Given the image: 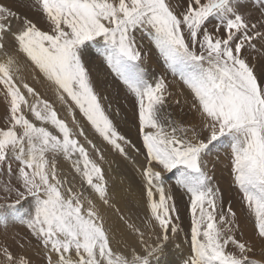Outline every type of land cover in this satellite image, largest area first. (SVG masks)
<instances>
[{"label":"snow or ice","instance_id":"snow-or-ice-1","mask_svg":"<svg viewBox=\"0 0 264 264\" xmlns=\"http://www.w3.org/2000/svg\"><path fill=\"white\" fill-rule=\"evenodd\" d=\"M258 64L264 0H0V264H264Z\"/></svg>","mask_w":264,"mask_h":264},{"label":"rangeland","instance_id":"rangeland-1","mask_svg":"<svg viewBox=\"0 0 264 264\" xmlns=\"http://www.w3.org/2000/svg\"><path fill=\"white\" fill-rule=\"evenodd\" d=\"M5 2L6 3H11L12 2V0H5ZM143 43L145 44V43H147V44H145V47H146V49H149V53L150 54H152L154 57H152L150 54L146 57V60H145V67H147L148 65H149V67L148 68H146L148 71H149V73H157V74H155V75H161L162 74V72H163V70H161L160 69V71H159V67H158V69L156 68V66H154V64H157V62H158V57H157V54H155V51H154V49H151L150 48V45L148 44V41H147V39H145V41H143ZM151 50V51H150ZM154 51V52H153ZM156 56V57H155ZM151 58V59H150ZM153 59V60H152ZM156 60V61H155ZM153 61V62H152ZM160 62V61H159ZM153 65V66H152ZM151 66H152V68H151ZM154 69H157L156 71L154 70ZM262 70H264V68H262V66L260 65V64H258L257 65V71L258 72H260V71H262ZM94 75L97 77V79H99L98 81L101 83V87H103V88H105V89H107V91L109 92V93H111V95L113 96H115V94H116V88H115V86L114 85H111L110 86V82H111V77L110 76H107L106 75V70L105 69H103V68H99L95 73H94ZM101 80H102V82H101ZM105 81H108L109 83H106L105 84ZM130 99H125L124 98V95H123V92L121 91L120 92V98H119V101H118V106H121L122 107V115L124 114L125 116H127V123L129 124V127H131V130H130V132L128 133L129 134V136H130V138L132 139V141L134 142V143H137V138H136V133L134 134L133 132H132V130L134 129V131H135V128H134V126H133V124H132V119H133V117H132V112H133V108H132V103H131V101H129ZM127 106V107H126ZM126 109V110H125ZM186 110V109H185ZM2 111H3V105L2 104H0V114H2ZM128 114H130V115H128ZM181 116H177V118H180ZM131 118V119H130ZM184 119H188V118H184ZM219 155H220V161H221V163H220V165H218L217 166V168L219 167V172H218V176H217V180L219 179V181H218V183L220 184V186L225 190V192H226V198H227V196L230 194V195H232V197H233V199H235V194L234 193H229V177H228V174H227V171L224 169V164L226 163V161H225V159H224V157H225V155H226V153L224 152V149H220L219 150ZM223 157V158H222ZM216 157L214 156L213 157V159H215ZM220 174H221V176H220ZM177 200H178V204H179V207L181 208V213H182V215L184 214V210H185V201L184 200H182L181 198H180V196H179V194H177ZM237 207H238V205H237ZM184 209V210H183ZM185 223H187V222H185ZM242 226H244L245 228H249L248 226H250V225H246V224H243V222H242ZM256 259H260L261 257H260V254H259V252H257V255H256V257H255Z\"/></svg>","mask_w":264,"mask_h":264},{"label":"bare ground","instance_id":"bare-ground-1","mask_svg":"<svg viewBox=\"0 0 264 264\" xmlns=\"http://www.w3.org/2000/svg\"><path fill=\"white\" fill-rule=\"evenodd\" d=\"M145 41V40H144ZM145 44H147V43H145ZM151 51V50H150ZM155 51V50H154ZM153 51V52H154ZM150 54V53H149ZM156 54V53H155ZM152 57H154L152 54H150ZM156 57V56H155ZM151 59V58H150ZM153 60V59H152ZM156 61V60H155ZM153 62V61H152ZM146 65V64H145ZM153 66V65H152ZM152 66H151V68H152ZM154 66H156V68L158 69V67H159V71H160V69L161 70H163V72H162V74H166L165 72H164V68H163V65H162V62H159V60H158V62H157V64H154ZM149 67V65L146 67V68H148ZM157 69H154L155 71L157 70ZM155 74H157V73H155ZM167 79L169 80V81H173V78L170 76V75H167ZM99 80V79H98ZM101 82H102V80H101ZM101 84V83H100ZM106 84V83H105ZM176 90V85H175V82H173V91H175ZM114 96V95H113ZM130 101V100H129ZM127 107V106H126ZM126 110V109H125ZM185 111H187V110H185ZM173 112H174V114L176 115V117L177 116H182L183 114L180 112V110H179V108L178 107H176V106H174L173 107ZM124 115V114H123ZM128 115H130V114H128ZM183 118H188L187 116H184ZM131 119V118H130ZM128 120V119H127ZM121 130L122 131H124V132H127V133H129L130 132V130H131V127H129V124L127 123V122H124L123 120L121 121ZM132 132L134 133H136V131H134V129L132 130ZM134 133V134H135ZM225 152V151H224ZM214 157V156H213ZM223 158V157H222ZM220 165V164H219ZM122 167H123V165H122ZM218 170H219V167L217 168ZM216 171V176H218V172L219 171ZM220 176H221V174H220ZM217 181H219V179L217 180ZM220 183V182H219ZM184 210V209H183ZM248 226V225H247ZM249 228H250V226H248ZM247 229V228H246ZM179 257H180V254L179 253H175V255H173L172 256V259L173 260H175V261H179Z\"/></svg>","mask_w":264,"mask_h":264}]
</instances>
